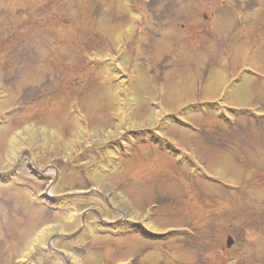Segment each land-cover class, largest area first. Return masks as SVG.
<instances>
[{"label":"rangeland","instance_id":"rangeland-1","mask_svg":"<svg viewBox=\"0 0 264 264\" xmlns=\"http://www.w3.org/2000/svg\"><path fill=\"white\" fill-rule=\"evenodd\" d=\"M261 198L264 0H0V264H264Z\"/></svg>","mask_w":264,"mask_h":264},{"label":"trees","instance_id":"trees-1","mask_svg":"<svg viewBox=\"0 0 264 264\" xmlns=\"http://www.w3.org/2000/svg\"><path fill=\"white\" fill-rule=\"evenodd\" d=\"M40 11H42V10H38V12H40ZM3 34V36H4V38H7V39H10V38H13V36H15L14 34H16V33H14V34H10V33H2ZM9 42V41H8ZM7 42V43H8ZM86 189L87 190H90L91 188H92V186H91V184H90V182L87 180L86 181ZM213 234V233H212ZM121 235V234H120ZM208 237V239L209 238H212V237H210V236H207ZM35 256V258L38 260V258L37 257H40V256H38L37 254L36 255H34ZM43 259V261L46 263V264H49V263H51L53 260L50 258V255H49V253H46V255L42 258Z\"/></svg>","mask_w":264,"mask_h":264},{"label":"water","instance_id":"water-1","mask_svg":"<svg viewBox=\"0 0 264 264\" xmlns=\"http://www.w3.org/2000/svg\"><path fill=\"white\" fill-rule=\"evenodd\" d=\"M93 213H95L94 211H92ZM233 241L230 237L227 238V247L230 248L232 245Z\"/></svg>","mask_w":264,"mask_h":264},{"label":"flooded vegetation","instance_id":"flooded-vegetation-1","mask_svg":"<svg viewBox=\"0 0 264 264\" xmlns=\"http://www.w3.org/2000/svg\"><path fill=\"white\" fill-rule=\"evenodd\" d=\"M261 203H262V201H261ZM261 203H260V205H261ZM256 221L257 222H262L264 224V219L263 218H257ZM229 227H232V225H230Z\"/></svg>","mask_w":264,"mask_h":264}]
</instances>
